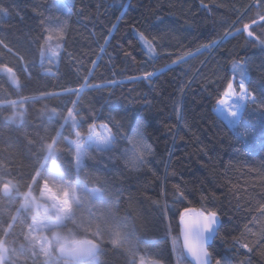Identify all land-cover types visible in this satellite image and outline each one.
<instances>
[{"label": "trees", "instance_id": "trees-1", "mask_svg": "<svg viewBox=\"0 0 264 264\" xmlns=\"http://www.w3.org/2000/svg\"><path fill=\"white\" fill-rule=\"evenodd\" d=\"M73 5L69 16L57 10L55 0H0L8 9L0 13V69L11 68L19 81L13 84L0 71V210L16 216L7 237L17 251L24 246L16 264H62L54 255L45 257L33 241L39 238L34 226L28 230L32 214L20 208L23 196L15 189L27 191L42 155L40 140L57 131V164L62 172L72 169L65 174L74 182L75 155L67 141L76 137L70 121L64 123L73 102L84 133L95 123L108 124L113 133L119 124L130 134L142 123L143 141L152 150L145 164L132 168L121 155L127 144L119 140L109 152L90 149L80 172L86 186L104 190L116 202L117 215L127 219L137 261L178 264L173 238L180 234V214L208 208L222 224L208 249L212 257L264 264V246L256 244L264 234V106L249 104L236 128L217 113L234 63L247 62V87L264 101V0H73ZM45 29L53 35L62 31L65 38L57 55L45 48L41 63ZM141 34L152 42L151 53ZM216 41L219 46L205 47ZM147 73L153 75L145 79ZM52 109L60 115L53 116ZM13 114L15 121L8 119ZM8 180L14 186L10 197L2 191ZM31 187L39 198L36 185ZM8 215L0 214V236ZM99 264H129V258L105 238Z\"/></svg>", "mask_w": 264, "mask_h": 264}, {"label": "snow or ice", "instance_id": "snow-or-ice-1", "mask_svg": "<svg viewBox=\"0 0 264 264\" xmlns=\"http://www.w3.org/2000/svg\"><path fill=\"white\" fill-rule=\"evenodd\" d=\"M57 10L63 9L71 15V9L74 6L73 0H55ZM8 9L0 7V13L7 14ZM264 19V17H261ZM66 24L65 22H62ZM264 27V25H261ZM249 25H245L247 29ZM238 32L241 30H237ZM44 44L41 45V63L44 62L45 48L50 55H57L55 48H59V41L65 37L63 32L58 34H47L45 29ZM249 38H253V32L248 31ZM145 40L148 51L153 50L152 42ZM57 41L53 46L52 42ZM4 42L0 40V44ZM219 41L212 45H206V48L219 46ZM264 47V42L261 44ZM4 47L12 52L6 44ZM12 77V83L19 85V81L15 78V74L11 68L5 69ZM248 72L247 62L243 65L234 63L232 67V80L227 83L223 91V98L217 101V104L227 109L232 117L229 121L233 128L241 124L243 113L250 104L253 107L264 106V101H258L248 89ZM153 73H147L145 79L152 76ZM235 83V87H234ZM92 87H97L92 85ZM73 94L78 95L77 90L69 89ZM44 96L52 94L44 93ZM15 105V102H10ZM73 107L67 109V119L64 123H71L74 131L75 140H68V149L75 155V180L70 182L71 176L65 172H71L72 169H66L62 172L57 164V154L61 151L57 147V141L61 137V131H57L55 136L45 141L40 140V152L42 155L38 157V163L33 173L29 177V186L27 191L21 193L19 188L15 191L17 195L23 196V203L20 208L35 209L37 214L32 216V225L29 226V233L33 231V226L41 233L37 237L33 236V241L39 243L40 252L45 257H52L62 264H99L101 255V245L105 238L116 248L122 249L129 258V264H145L143 257L137 261V249L134 234L130 229V225L126 218L120 217L114 211L115 201L107 198L105 191L101 188H88L83 180L80 179V172L83 168V160L88 157L89 150L95 149L97 152L105 153L115 148L117 141L123 140L127 147H124L121 155L132 168H139L146 163V157L152 154L151 148L143 141L142 123L138 122L136 127L130 134L122 130V126L114 124L116 132L113 133L112 128L108 124L92 123L87 127L86 133L79 130L82 127L77 121L79 112L74 114ZM219 110V109H218ZM52 115H60L55 109H52ZM9 120L15 121L16 114L8 117ZM22 119V117H21ZM63 125L61 126V129ZM99 129V130H97ZM247 129H245V132ZM31 143V141H29ZM32 185H36L39 199L33 195ZM12 181L8 180L2 184V191L6 197H10L13 189ZM182 196L183 193H180ZM97 208V211L93 209ZM42 209V211H40ZM87 209V216L81 213ZM106 209V212L103 211ZM264 212V206L260 208ZM189 212H195L189 216ZM0 214L8 215L6 210H0ZM16 222V216L8 215V219L4 221L6 227L0 236V264H16V261L24 256V246H20V251L15 247H10L7 237ZM222 227L219 215L215 210L205 208L203 210L185 209L180 214V234L173 238V251L177 253L178 264L181 260L185 264H233V261L226 255L220 258L212 257L208 250L210 241H213L219 234ZM251 231V230H250ZM79 233L86 235L80 236ZM50 237V238H49ZM180 237H182V242ZM155 243V242H152ZM239 247L245 248L248 252H252L249 244H241L236 241ZM259 246H264V234L256 242ZM35 247V245H33ZM35 256V252H31ZM220 255V254H218ZM191 259H188V258Z\"/></svg>", "mask_w": 264, "mask_h": 264}, {"label": "rangeland", "instance_id": "rangeland-1", "mask_svg": "<svg viewBox=\"0 0 264 264\" xmlns=\"http://www.w3.org/2000/svg\"><path fill=\"white\" fill-rule=\"evenodd\" d=\"M0 71H2V72H7L5 69H0ZM7 73H8V72H7ZM15 78H16V76H15ZM16 79H17V78H16ZM11 81H12V77H11ZM234 87H235V84H234ZM15 105H17V104L15 103ZM218 109H219V110H218ZM217 113H218L223 119H225L228 123H229V121L232 119V117H231L230 114L228 113L227 109L223 108V106L218 105ZM21 117H22V119L20 120V122H21V121L23 120V118H24V111L22 112V116H21ZM97 130H99V129H97ZM83 162H84V160H83ZM38 199H39V198H38ZM25 209L28 210V211H30V213L32 214V216L37 214V212H36L35 209H29V208H25ZM40 211H42V209H41ZM34 229H35V233H36V235L38 236V238H40L41 235L46 234V233L38 232V231L36 230L35 226H34ZM49 238H50V237H49ZM145 264H160V263H158V262H145Z\"/></svg>", "mask_w": 264, "mask_h": 264}, {"label": "water", "instance_id": "water-1", "mask_svg": "<svg viewBox=\"0 0 264 264\" xmlns=\"http://www.w3.org/2000/svg\"><path fill=\"white\" fill-rule=\"evenodd\" d=\"M195 214V212H193V213H188V215L189 216H192V215H194ZM217 237V236H216ZM181 241H182V237H181ZM214 241V240H213ZM213 241H210V243H209V247L211 246V244H212V242ZM209 247H208V249H209ZM189 259H191L190 257H189Z\"/></svg>", "mask_w": 264, "mask_h": 264}]
</instances>
